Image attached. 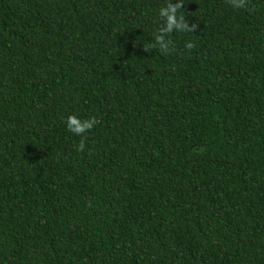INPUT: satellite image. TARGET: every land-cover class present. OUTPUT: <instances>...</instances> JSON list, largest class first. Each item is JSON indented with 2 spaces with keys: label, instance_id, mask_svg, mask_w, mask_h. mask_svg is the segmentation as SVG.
<instances>
[{
  "label": "trees",
  "instance_id": "1",
  "mask_svg": "<svg viewBox=\"0 0 264 264\" xmlns=\"http://www.w3.org/2000/svg\"><path fill=\"white\" fill-rule=\"evenodd\" d=\"M179 2L0 0V264H264V0Z\"/></svg>",
  "mask_w": 264,
  "mask_h": 264
},
{
  "label": "clouds",
  "instance_id": "2",
  "mask_svg": "<svg viewBox=\"0 0 264 264\" xmlns=\"http://www.w3.org/2000/svg\"><path fill=\"white\" fill-rule=\"evenodd\" d=\"M228 2L234 7V8H243L247 4V0H228ZM184 4L181 0V2L172 5L169 4L168 8H161L160 9V16L166 18V27L160 28L159 31L167 34H171L173 30L181 31V32H194L196 31L197 25L193 24L191 28L188 27V24L185 20L184 15L177 16L178 11H180L183 8ZM157 44L152 45L153 47H156L157 45L162 49L163 52H169V44L164 42L163 36H157L156 37ZM186 47L188 49H191L194 47L192 43H187ZM144 51L147 52V48L144 49ZM67 127L68 129L77 134L82 135L85 132L91 130L96 124L99 123V121L93 117L90 120H80L75 115H70L67 118ZM84 143L81 141L79 146V151L84 150Z\"/></svg>",
  "mask_w": 264,
  "mask_h": 264
}]
</instances>
